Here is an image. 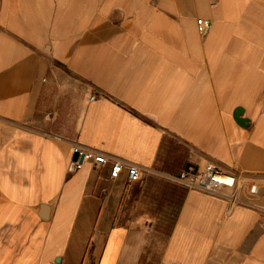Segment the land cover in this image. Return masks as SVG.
Wrapping results in <instances>:
<instances>
[{"label": "crops", "instance_id": "obj_1", "mask_svg": "<svg viewBox=\"0 0 264 264\" xmlns=\"http://www.w3.org/2000/svg\"><path fill=\"white\" fill-rule=\"evenodd\" d=\"M150 260L264 264V0H0V264Z\"/></svg>", "mask_w": 264, "mask_h": 264}, {"label": "built area", "instance_id": "obj_2", "mask_svg": "<svg viewBox=\"0 0 264 264\" xmlns=\"http://www.w3.org/2000/svg\"><path fill=\"white\" fill-rule=\"evenodd\" d=\"M210 26L211 22L209 20L203 18L197 19V30L200 34H206ZM74 154L78 155L76 160H73ZM86 163L94 166L109 167V177L112 180L117 179L124 169L127 170L128 181H138L141 178V172L134 164H127L121 159L112 158L104 153L74 145L69 170L71 172L79 170ZM175 179L188 189L208 194H217L223 188H233L236 185V177L233 174L223 171L212 163H208L203 169L194 172L183 170Z\"/></svg>", "mask_w": 264, "mask_h": 264}, {"label": "rangeland", "instance_id": "obj_3", "mask_svg": "<svg viewBox=\"0 0 264 264\" xmlns=\"http://www.w3.org/2000/svg\"><path fill=\"white\" fill-rule=\"evenodd\" d=\"M176 211H177V201L174 204L172 203L171 209L167 210L168 215L159 217V221L156 224L157 227L159 226V232H158L159 235L157 236L158 241H156V246H157V242H159L160 247L158 246L156 255L158 254L159 250L161 251V244L163 240L167 238L170 232ZM149 264H155V262H152V260H150Z\"/></svg>", "mask_w": 264, "mask_h": 264}, {"label": "water", "instance_id": "obj_4", "mask_svg": "<svg viewBox=\"0 0 264 264\" xmlns=\"http://www.w3.org/2000/svg\"><path fill=\"white\" fill-rule=\"evenodd\" d=\"M77 157H78V155H77V154H74V156H73V160H76ZM188 168H189V167H188ZM188 168H187V170H189Z\"/></svg>", "mask_w": 264, "mask_h": 264}]
</instances>
